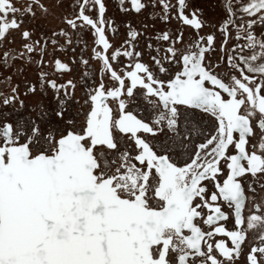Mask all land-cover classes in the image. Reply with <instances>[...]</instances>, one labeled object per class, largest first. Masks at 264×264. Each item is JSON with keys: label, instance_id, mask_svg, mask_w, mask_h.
<instances>
[{"label": "snow or ice", "instance_id": "1", "mask_svg": "<svg viewBox=\"0 0 264 264\" xmlns=\"http://www.w3.org/2000/svg\"><path fill=\"white\" fill-rule=\"evenodd\" d=\"M0 264H264V0H0Z\"/></svg>", "mask_w": 264, "mask_h": 264}]
</instances>
